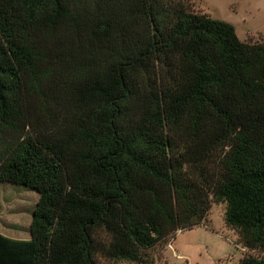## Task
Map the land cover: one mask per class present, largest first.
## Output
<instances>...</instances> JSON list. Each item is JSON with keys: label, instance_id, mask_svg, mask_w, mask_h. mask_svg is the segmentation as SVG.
<instances>
[{"label": "trees", "instance_id": "trees-1", "mask_svg": "<svg viewBox=\"0 0 264 264\" xmlns=\"http://www.w3.org/2000/svg\"><path fill=\"white\" fill-rule=\"evenodd\" d=\"M0 184L38 195L0 264H147L212 203L264 249V41L180 0H0Z\"/></svg>", "mask_w": 264, "mask_h": 264}, {"label": "rangeland", "instance_id": "rangeland-1", "mask_svg": "<svg viewBox=\"0 0 264 264\" xmlns=\"http://www.w3.org/2000/svg\"><path fill=\"white\" fill-rule=\"evenodd\" d=\"M192 13L232 25L243 43L264 41V0H180ZM38 202L33 190L0 184V235L18 241L30 240V223ZM225 205L212 203L205 221L177 232L168 243L145 252L147 264H238L246 256L264 259V249L248 250L235 231L224 224ZM99 264L114 263L104 258Z\"/></svg>", "mask_w": 264, "mask_h": 264}]
</instances>
